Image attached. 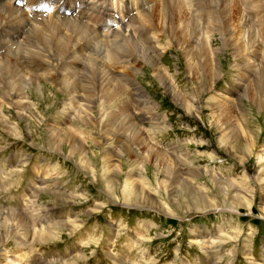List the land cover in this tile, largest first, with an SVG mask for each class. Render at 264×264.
<instances>
[{
    "label": "rangeland",
    "instance_id": "rangeland-1",
    "mask_svg": "<svg viewBox=\"0 0 264 264\" xmlns=\"http://www.w3.org/2000/svg\"><path fill=\"white\" fill-rule=\"evenodd\" d=\"M47 1L0 11V264H264V0H82L84 28L60 35L102 49L112 81L48 63L29 22H68L58 12L79 0Z\"/></svg>",
    "mask_w": 264,
    "mask_h": 264
},
{
    "label": "bare ground",
    "instance_id": "bare-ground-1",
    "mask_svg": "<svg viewBox=\"0 0 264 264\" xmlns=\"http://www.w3.org/2000/svg\"><path fill=\"white\" fill-rule=\"evenodd\" d=\"M16 0H10L9 2H11V3H13V2H15ZM58 0H49V2L47 1V5H48V8H50V10L51 11H57V7L55 6V5H50L49 6V4H51V3H53V2H57ZM74 1V0H73ZM82 0H79V2H77L76 3V5L74 4V6H71V7H63L59 12H58V14H61V15H64V18H65V20H68V22H61V21H59V22H46L47 24L46 25H37V24H35V23H30L29 22V25H30V27H29V29H28V32H26L27 34L28 33H30V34H33L34 36H36V37H40V39H41V41H42V43L41 44H43V48H41V49H39V50H42V51H44V53H45V55H44V57L45 58H47V61H48V63L51 65V64H56V65H59V66H61L62 65V63H60V61L62 60V59H64L65 60V58H70V59H73L72 60V62H84L85 60H86V62L87 61H89L90 62V64H89V68H90V71H92L95 75H96V73H97V75H98V73H99V75H102V74H104L106 77H107V79H109V81L111 80L112 81V78L111 77H109V74L107 73V71H104L103 69H101L100 67H102V65L101 64H99L98 63V61H96V60H98L99 58H100V55L103 53L102 52V49H99V48H94V49H89L90 51L88 52H86V51H83L84 50V47H82V44L83 43H85L86 44V42H84V41H79V40H76V42H74L75 41V39H76V37H74L73 35L71 36L70 34L69 35H67V34H65V36L63 37V35L61 36L60 35V29H61V27H63L64 25H66V24H69V25H72V23L74 24V25H76V27H75V29H77V30H82L84 27H83V25L81 26V24H76V23H78L76 20L75 21H73V20H71V18H73L74 16H76V15H78V13H80L81 12V9H82V5H79V3L81 2ZM108 1V0H107ZM212 1V0H211ZM213 1H215V0H213ZM226 1V0H225ZM228 1V0H227ZM234 1V0H233ZM249 1V0H248ZM6 2V1H5ZM5 2H3L2 0H0V11H2L3 9H4V7H7V8H9L10 10H12V12H14V11H17L18 9L16 8V6H11V5H9L7 2L5 3ZM19 2H21V0H17L16 2H15V4H17L18 6H19ZM224 2V0H219V2H217L216 1V3H219V5H220V7L219 8H221L222 6V3ZM179 3V2H178ZM177 3V4H178ZM210 3V2H209ZM212 3V2H211ZM67 4V3H66ZM180 4V3H179ZM205 4V3H204ZM215 4V3H214ZM81 6V7H79V6ZM174 5V4H173ZM213 5V4H212ZM224 5V4H223ZM59 7H60V1H59V5H58ZM178 6V5H177ZM208 6V5H207ZM132 7V2L130 3H127V4H125V6H124V8H125V12H124V10L121 12V13H125V16L126 15H128L129 13H131L132 11H133V9L131 8ZM217 7V6H216ZM236 7V6H235ZM81 8V9H80ZM105 9V11H108L109 12V10H110V6H109V9H108V7H105L104 8ZM164 9V8H163ZM211 10V9H210ZM226 10H227V8H226ZM160 11V10H159ZM163 11V10H162ZM219 11V10H218ZM7 12V11H6ZM163 13V14H162ZM162 13H159V15L161 14V16L163 17L164 15H165V13L164 12H162ZM167 13V12H166ZM222 13V12H221ZM233 13V12H232ZM9 14V13H8ZM57 14V15H58ZM102 14H103V12H102ZM171 14V13H170ZM218 14H219V12H218ZM104 15V17L106 18V19H108L109 21H112V19H113V17L116 19V20H119V21H121L122 19L120 18H118L117 19V17L116 16H113L112 18L111 17H108V16H106L105 14H103ZM115 15V14H114ZM231 15V14H230ZM7 16V15H6ZM60 17V16H59ZM58 18V17H57ZM63 18V17H62ZM147 19H148V17H147ZM147 19H145L146 21L145 22H147ZM58 20V19H57ZM226 20V19H225ZM10 21H11V19H10ZM12 21H14V20H12ZM21 21V20H20ZM33 21H35V20H33ZM64 21V20H63ZM71 21V22H70ZM164 21V20H163ZM24 22H25V20H24ZM70 22V23H69ZM142 23H145L143 20L141 21ZM122 23V22H121ZM149 23V22H148ZM148 23H145V24H148ZM173 23V22H172ZM227 23V22H226ZM25 24V23H24ZM34 24V25H33ZM220 24H221V22H220ZM232 24V23H231ZM222 25V24H221ZM47 26V28L49 29L48 31H45L44 30V28ZM113 29H114V23H113ZM67 27V26H66ZM72 27V26H71ZM101 27V26H100ZM104 27V26H103ZM87 28V27H86ZM102 28V27H101ZM110 27H108V28H105V29H109ZM180 28V27H179ZM113 29H111V30H108V31H106V30H104V31H106L107 33H110V32H112V30ZM17 30V29H16ZM85 30V29H84ZM103 30V29H102ZM187 30V29H186ZM179 31V30H178ZM61 33H63L62 31H61ZM73 33V32H72ZM85 33V32H84ZM179 33V32H178ZM76 34V33H75ZM80 34V33H79ZM116 34V31H114L113 33H112V35H115ZM17 35L19 36V37H22V35H24L23 34V31L21 30V29H18V31H17ZM67 35V36H66ZM77 35V34H76ZM86 36H87V34H86ZM18 37V38H19ZM82 38L83 37H81V40H82ZM112 38V37H111ZM24 40H27L28 39V36L26 37L25 36V38H23ZM23 39H22V41H20L21 43L20 44H22L23 45ZM37 39V38H36ZM85 39V38H84ZM19 40V39H18ZM31 40V39H30ZM35 40V39H34ZM147 40H149V42H150V39H148L147 38ZM14 42H15V40H13ZM17 41V40H16ZM36 41V40H35ZM3 42V41H2ZM37 42V41H36ZM35 42V43H36ZM40 42V41H39ZM38 42V43H39ZM8 43V42H7ZM74 43V44H73ZM113 43V42H112ZM14 45H15V43H14ZM21 45V50H24V48H23V46ZM37 45V44H36ZM248 45V44H247ZM32 46V45H31ZM19 47V46H18ZM40 47V46H39ZM38 47V48H39ZM75 47V48H74ZM34 48V47H33ZM73 48V53L72 54H70V52H71V49ZM20 50V49H19ZM19 50H18V52H19ZM120 50H122V49H120ZM201 50V49H200ZM206 52V51H205ZM21 53V52H20ZM136 53V52H135ZM208 52H206V54H207ZM202 54V53H201ZM209 54V53H208ZM40 55H41V53H40ZM40 55H38L37 54V52H32V51H30V50H28V52L27 51H22V54L20 55V59L19 60H21V61H19V62H22V65L27 69V70H31V71H36L39 67H40V65H38V62L39 61H41L40 60ZM84 55H87L88 57L85 59L84 58ZM42 56V55H41ZM94 56H96V59L94 58ZM124 56V55H123ZM7 58H9V57H7ZM211 58V57H210ZM17 59V58H16ZM101 60L102 61H104V57H101ZM212 60V59H211ZM210 60V61H211ZM154 61V60H153ZM80 62V65H82L83 63H81ZM206 62H208V61H206ZM6 64H8L9 63V61H8V59H7V61L5 62ZM41 63V62H40ZM209 63V62H208ZM79 64V63H78ZM44 65V64H43ZM152 65H153V67L155 68V69H158V67L156 66V62H152ZM2 66V65H1ZM94 66H95V68H94ZM20 67V66H19ZM6 68V67H5ZM7 68H10V66H7ZM209 68L210 69H212V65H209ZM46 69H47V67H46ZM97 69V71L95 72V70ZM7 70V69H6ZM66 70V69H65ZM159 71V70H158ZM58 72V71H57ZM162 73V72H161ZM59 74H60V72H59ZM66 73H64V75H65ZM18 76V75H17ZM41 76V75H40ZM40 76L38 77V78H40ZM60 76H62V75H60ZM24 77V76H23ZM45 77H46V75H45ZM47 77H51V74H48V76ZM19 78V77H18ZM62 78V77H61ZM161 78H162V76H161ZM264 78V77H263ZM262 78V79H263ZM16 79V78H15ZM22 79V78H21ZM50 79H52V78H50ZM17 80V79H16ZM71 80V79H70ZM105 80V79H104ZM6 81V80H5ZM61 81V80H60ZM7 82V81H6ZM35 82V81H34ZM108 82V81H107ZM106 82V84L105 85H108V86H106V88H104V95L105 96H107V97H109V96H115L116 94H118V92H119V89H120V86L119 87H111L110 86V84L109 83H107ZM21 83H22V81H21ZM29 84V83H28ZM36 84V83H35ZM76 84V83H75ZM168 83L167 82H164V85H165V87H166V89H167V91H171V89L169 88V86L167 85ZM8 85H10V84H8ZM26 85V84H25ZM24 85V86H25ZM19 86V85H18ZM104 86V85H103ZM110 86V87H109ZM71 87V86H70ZM69 87V88H70ZM15 88V87H14ZM17 88V87H16ZM24 89V88H23ZM14 90V89H13ZM67 90V89H66ZM73 90V89H72ZM75 90H77V89H75ZM135 90H140V89H138V87L135 89ZM101 91V90H100ZM17 92V91H16ZM121 92V91H120ZM172 92V95L174 96V95H176L175 94V92H174V90H172L171 91ZM113 96V97H114ZM143 98H146L147 96L146 95H141ZM173 98H175V96L173 97ZM146 101V100H145ZM146 103V102H145ZM21 104V103H20ZM19 104V105H20ZM17 107V106H16ZM31 115V114H30ZM130 125H133V123H130ZM222 126V125H221ZM133 127V126H132ZM219 127H220V124H219ZM129 129H130V126H129ZM133 130H134V128H133ZM137 133V132H136ZM53 135H52V138H53V140H54V143H55V145L56 146H58V145H60V142H62V140H65L66 138H68V139H70V140H72V141H70L71 143L69 144L70 145V147H72V149H73V151L74 152H77V153H81L82 151H85L84 150V144L82 143V142H80L79 143V141L77 142L72 136H69V134H68V132H67V134H68V137L66 136V135H64L63 133H61L60 131H56V129H54V131H53V133H52ZM247 134V133H246ZM63 136H66V138L65 139H62V138H64ZM110 136V135H109ZM134 136V135H133ZM132 138H134V137H132ZM141 138V137H140ZM74 139V140H73ZM238 140H240V139H238ZM127 143V144H126ZM126 143H124V145H125V149H124V151L128 154V152L130 153V155H135L137 158H139V159H141V162H142V164H146L149 160H153L154 162L153 163H156V165H158L159 167H161V166H165V167H167V168H169V164H165V163H162V162H160V161H158L157 160V157H156V155H158L159 157H162L160 154H158L157 152H154L151 148H149V149H146V150H148L149 152H148V155L147 156H140V155H138V153L136 152V150H134V149H132V148H130L129 147V145H128V142H126ZM137 143V142H136ZM151 149V150H150ZM162 154V153H161ZM73 156V155H72ZM119 156V155H118ZM121 157V156H120ZM131 157V156H130ZM119 159V158H118ZM163 160H165L164 158H162ZM117 160V159H116ZM166 161V160H165ZM176 161V160H175ZM117 164H116V168L118 169L119 168V163H118V161L116 162ZM121 163V162H120ZM176 164H177V166H178V163H175L174 164V167H172L173 168V170H174V168H175V173L177 174L176 175V182H178V186L177 187H179V186H183L184 187V189L182 190V192H181V194H183V192H184V194H183V196H187L185 193H188V192H190V188H186L185 186H187L188 187V184L185 182V181H183L182 183H179V177L178 176H180L179 174V172H178V167H176ZM172 166V165H171ZM178 178V179H177ZM172 179V178H171ZM174 179V178H173ZM215 179V178H214ZM179 180V181H178ZM182 181V180H181ZM173 183V182H172ZM181 184V185H180ZM231 185V184H230ZM177 187L174 189V190H176L177 189ZM47 190V189H46ZM143 191V190H142ZM172 191V190H171ZM192 191V190H191ZM133 192V189L130 187V194ZM176 192V191H175ZM143 193H144V191H143ZM176 194H180V193H176ZM49 196V195H48ZM197 198H198V196H197ZM199 199H201V198H199ZM23 214V213H22ZM24 216V215H23ZM6 226V225H5ZM47 240V239H46ZM45 240V241H46ZM12 264V263H11Z\"/></svg>",
    "mask_w": 264,
    "mask_h": 264
}]
</instances>
